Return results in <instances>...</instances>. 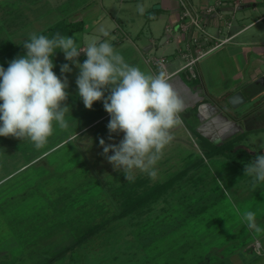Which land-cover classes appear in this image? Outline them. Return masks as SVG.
<instances>
[{"label":"rangeland","instance_id":"obj_1","mask_svg":"<svg viewBox=\"0 0 264 264\" xmlns=\"http://www.w3.org/2000/svg\"><path fill=\"white\" fill-rule=\"evenodd\" d=\"M28 3L33 6L28 8ZM141 3L142 0H132L126 5H115L118 9L110 7L111 14L115 15V18L110 16L112 21L122 22L121 26L126 34L115 27L116 32L104 39L117 42L122 38L121 40L130 42L132 28L140 24L144 17V14L138 15L136 12V7L142 6ZM16 4L18 6L14 11L19 15L17 28H22V31H15L16 25L13 21L10 23L9 32L0 27L3 29L0 30V66L5 69L12 59L22 56L19 51H11L22 44L20 42L26 40L30 33L37 34L44 27L59 23L60 20L56 27H64L68 21L80 28L84 24L83 29H86V26L90 27L95 23L94 18L84 21L85 16L82 23H79L82 13L93 9L95 5L90 0H12L10 8ZM158 5L155 3L150 7ZM4 7L6 10L7 6ZM0 8L3 10L1 6ZM27 8L28 12L25 11ZM32 14H35V17L30 16ZM3 17L0 16V21ZM110 17L106 15L101 24L93 29H98V26H102ZM112 24L114 26L115 23ZM79 30L68 31L64 35L70 37L73 33V36H77L81 32ZM207 30L214 35L218 33L214 26H208ZM134 52L128 50L119 53L127 63L143 68L144 60L139 59L140 62L135 63ZM56 54L62 58L55 61H65L63 52L57 49ZM151 55L153 54L145 55L146 61ZM77 60L83 63L81 56H78ZM63 62H58L60 65L57 72ZM68 64L72 71L64 73L63 76L68 80V97L64 103L69 107V113L65 116L69 127L61 130L54 123L53 134L41 149H36L28 139L0 136V182L8 181L14 175L22 182L20 186L10 189L7 195L6 191L0 194L3 200L12 197L8 202V210L3 208L0 213V264H29L22 259L23 248L15 244L14 233L8 224L25 219L20 218L17 213L23 205L25 206L20 212L24 213L37 211L42 207L40 213H37V216L41 217L47 205L41 204L37 198L40 195L38 185L51 191L64 190L68 186L79 184L80 180L85 183V187L90 184L97 185V191L84 202L88 210L79 213L76 219L82 225L95 219L99 211H103L100 208L106 210L121 203L122 197L115 198L111 187L120 185L126 178L123 172L115 170L102 154L103 147L99 140L104 139L105 144H118L124 134L112 133V138L109 139L106 125L110 116L103 108V101L93 102L91 109L85 108L75 83L79 69L71 61ZM108 94L105 91V96ZM250 103L254 104V101ZM180 115L182 123L171 130L173 140L163 150L162 157L152 166L151 170L155 175L133 169L135 179L126 183H131L139 191L145 186L170 178L184 168H187V172L177 178L143 211L112 221L79 246L73 255L60 258L59 264H153L151 256L155 257L160 251L167 253L170 260L174 256L175 261L180 256L188 255V264H211L214 257H228L231 264H264V182H258L253 190L252 179L244 174V165L251 163L256 155L264 154V149L259 147L262 141L257 140L254 143L252 140V137L264 136V127L248 129L243 123L235 122L232 125L230 122V126L224 125L226 129H217V132L211 130L217 136L211 139L207 134L198 133V125L201 123L187 120L182 113ZM220 122L221 120L217 122L219 126L222 124ZM205 130H202V133ZM218 146L231 151L220 154L208 151ZM241 153H247L245 160L238 159L236 162L232 159V156L238 158ZM112 154L110 150L108 155ZM28 164L31 166L26 173H18ZM50 167H55L59 172H54V169L52 174H48L47 169ZM6 185L8 183H2L0 191ZM28 188L30 192L26 191ZM248 211L255 213L259 231L249 229L243 222L242 216ZM11 219L15 220L10 221ZM26 227L24 220L16 229L26 230ZM31 235L33 236V233ZM19 255H22L20 261ZM165 257L167 258V255Z\"/></svg>","mask_w":264,"mask_h":264},{"label":"clouds","instance_id":"obj_2","mask_svg":"<svg viewBox=\"0 0 264 264\" xmlns=\"http://www.w3.org/2000/svg\"><path fill=\"white\" fill-rule=\"evenodd\" d=\"M137 10L145 12L141 5ZM97 31L98 35L84 38L83 47H78L76 34L69 37L59 32L51 38L30 33L20 42L26 53L12 59L6 69L0 66V136L28 139L41 149L53 134L54 123L61 130L69 127L65 119L69 107L64 103L68 80L63 74L72 69L68 63L62 64L63 78L53 71L51 57L59 49L65 60L79 69L75 83L85 108L102 100L110 116L106 125L109 139L112 133L124 134L118 144L99 140L107 161L122 171L128 182L135 179L133 169L154 176L152 166L173 140L171 130L182 123L180 114L186 105L163 68L152 74L127 63L111 41L103 39L110 31L104 26ZM81 52L86 54L83 63L77 60ZM252 140L262 141L259 147L264 149V136ZM110 150L112 155H108ZM244 174L252 179L253 190L258 182H264V154L245 164ZM242 220L249 229L259 231L254 212L244 213Z\"/></svg>","mask_w":264,"mask_h":264},{"label":"crops","instance_id":"obj_3","mask_svg":"<svg viewBox=\"0 0 264 264\" xmlns=\"http://www.w3.org/2000/svg\"><path fill=\"white\" fill-rule=\"evenodd\" d=\"M10 1L12 0H0V6L3 8V10L0 8V16L5 17L0 21V27L9 32L10 23L13 21L16 25L15 31L21 32L22 28H17L19 15L14 11L18 5L10 8ZM90 1L95 4L93 9L88 10L92 7L90 6L88 11H84L80 20L85 16L86 20L84 21H90L94 18L95 23L91 24L90 27L86 26V29H83L84 24L80 28V34L74 37L78 47L84 46L85 37L99 34L98 29H93V27L101 24L106 15L115 18V15H112L109 10L110 7H116L117 4L122 6L132 2V0ZM180 1L142 0L141 4L145 9L143 20L132 28L133 33L129 38L130 42H125L121 40L122 38H119L117 42L111 41L115 50L119 49L118 52L135 51L133 55L135 56V63L140 62L139 59L144 60L143 68H139L152 74H155L159 69L150 61H146L145 55L150 53L154 56H165V69L170 77V83L186 105V111L182 114L187 120H196L197 124L201 123L197 129L198 133H201L200 135L207 134L211 139H214L217 136L211 130L217 132V129H226L224 125L230 122L232 125L235 122L243 123L248 129L264 127V0H222L224 3L221 8L233 13L232 23L230 27L225 26L224 21L229 17L226 14L218 29L213 25L218 31L216 36L220 38L230 36V38L211 49L214 41L205 40L202 34L198 36L197 41H193L192 35L195 33L193 27L181 25L184 19L180 18ZM182 1L193 12L214 0ZM155 3L159 4L158 7H153L154 9L150 7L151 4ZM4 6H7L6 10ZM31 6L33 5L28 3V8ZM28 8L25 10L26 12H28ZM136 12L140 15L137 9ZM11 14L13 17H10ZM30 16L35 17V14ZM114 21L110 17L102 26H106L110 34L116 32L115 27L124 33V28L121 26L122 22ZM112 22L115 23L114 26ZM59 23H51L39 32ZM4 24H6L5 27ZM70 37H73V33ZM200 48L205 53L199 55L190 65H186L188 57L183 56L184 53L187 52L190 56L195 57ZM206 49L208 50L206 51ZM84 54L81 52L79 55L82 62ZM54 58L62 57L55 54ZM64 63H69V61L65 60ZM256 80L258 81L256 82ZM247 88L260 90V93L248 98L246 103L242 102L239 95L232 99L236 103L234 106L228 101V97L238 91L248 96ZM253 101L254 104H251L250 102ZM220 120L221 126L217 123ZM202 130L205 132L202 133Z\"/></svg>","mask_w":264,"mask_h":264},{"label":"trees","instance_id":"obj_4","mask_svg":"<svg viewBox=\"0 0 264 264\" xmlns=\"http://www.w3.org/2000/svg\"><path fill=\"white\" fill-rule=\"evenodd\" d=\"M81 21L82 20H80L79 23H82ZM65 23L66 24L64 27L52 26L49 29H46L37 34L39 35L44 33L45 36L51 38L57 32L64 35L65 33H68V31L80 29V26L75 27L73 23L70 24L68 21ZM22 46L23 44L18 45L15 49H12L11 52L17 53L19 51L18 53L23 56L26 53V49H23ZM82 58L84 61L86 59V54H84ZM51 59L54 63L53 71L59 77L62 74L60 72V68L59 72H57V68L63 61H58L60 62L58 63L57 61H55V58L53 56ZM1 60L2 59H0V62ZM64 62L62 64H64ZM208 151L211 153L220 154L223 152L231 151V149H226L223 146H218L211 148ZM238 156V158L232 156V159L236 162L238 161V159H242L243 161L247 157V153H241ZM30 166L31 164H28L27 167H22V169H20L18 173H24L27 169L30 168ZM54 169L55 167L48 168V174H52ZM54 172L59 171L55 169ZM186 172L187 168H184L176 172L170 178L161 182H156L153 185L145 186L139 191H137L131 183H126L128 181H123L122 183H120V185L111 187V193L115 198L119 199V196L122 197L121 203L119 205L113 206V208H108L106 210L100 208V210L103 211H99L97 217L91 221H87L86 225H82V223L77 222L76 219L79 216V213L88 210V207L84 202L87 201L91 197V195L97 191V189H95L97 185L90 184L89 187H85L83 186L85 185V183L80 180L78 181L79 184L76 183L73 186H68V188L66 187L61 191H51V189L49 188L46 189L43 187H39L38 185V193L40 195H38L37 198L40 199V201L42 202L41 204L47 205L44 213L41 214L40 218L39 216H37V213H40L42 207L37 211L30 210L28 213L20 212L21 209L25 206L23 205L21 209L17 210V213L20 218H25L24 220L27 224L26 230L25 228H22V230L16 229L17 225L20 226L24 220L19 222V220L11 219L10 221L15 220V222L9 223L8 226L11 227L10 229L14 233L13 236L15 244H17V246H19L20 248H23V251L21 253L23 256H21L22 259H24V262L29 264H59L60 258L62 259L66 256L73 255L74 252L78 250L79 246H81L93 235L106 228L112 221L120 219L124 216H128L129 214L131 215L132 213H139L143 211L146 206H148L159 195L163 194V192L168 187H170L177 178L184 175ZM61 174L63 175L62 172ZM2 183H8V185H6L4 189L0 191V194L6 191V195L10 189L22 184L21 180H19L16 175H14L8 181H1L0 185ZM26 191L30 192V188H28V190ZM1 198L2 196H0V213L3 212V208H5V210H8V202L12 197H8L4 200ZM98 205L101 204L98 203ZM101 206L103 207V205ZM45 212H47L46 215ZM8 217L9 216H7V220ZM47 222H49V224ZM10 224H12L13 226H10ZM32 233L34 238H32ZM166 255L167 258L165 257ZM21 256L19 255L18 257L19 261ZM152 256L151 259L153 261V264H188V260L190 259V256L185 255L184 257L180 256V258L176 261L174 260L175 257L172 256V259L170 260L168 254H165L161 251L155 255L156 258ZM211 264L231 263L228 257H214V260Z\"/></svg>","mask_w":264,"mask_h":264},{"label":"built area","instance_id":"obj_5","mask_svg":"<svg viewBox=\"0 0 264 264\" xmlns=\"http://www.w3.org/2000/svg\"><path fill=\"white\" fill-rule=\"evenodd\" d=\"M224 2L222 0H214L209 4L201 6L198 10L195 9L193 12L190 11L189 7L186 5L185 2L182 0L180 1V18L184 19V22H182V26L187 27V25H191L194 29L192 40L197 41L198 36L202 34L205 40H212L214 41V45H211L210 49L221 44L222 42L226 41L230 38V36L226 37H219L214 35L213 33L209 32L207 30L208 26H214L218 29L220 22L224 21L226 14L229 15L228 18L225 19L224 24L227 27H230L232 20H233V13L230 11H226L221 8L222 4ZM264 16V15H263ZM214 24V25H213ZM208 49H206L207 51ZM202 53H205L203 49H198L197 55L190 56L187 52L184 53L183 56L188 57L186 65H190L192 62L195 61V59L202 55ZM148 61H151L153 65H155L158 69L163 68L165 71V62L166 57L163 55H151L148 57ZM167 73V72H166ZM168 75V73H167Z\"/></svg>","mask_w":264,"mask_h":264},{"label":"water","instance_id":"obj_6","mask_svg":"<svg viewBox=\"0 0 264 264\" xmlns=\"http://www.w3.org/2000/svg\"><path fill=\"white\" fill-rule=\"evenodd\" d=\"M258 80H256L257 82ZM249 93H248V96L246 95H243L242 93H240V91L236 92V93H233L231 96L228 97V101L234 106L236 103L232 100L234 97L236 96H241V99H242V102L243 103H246L248 101V98H251L252 96H257V94L260 93V90L258 91L257 89L256 90H250L249 88H247Z\"/></svg>","mask_w":264,"mask_h":264}]
</instances>
